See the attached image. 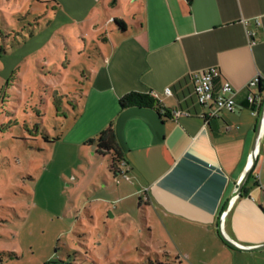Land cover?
Returning <instances> with one entry per match:
<instances>
[{"label": "crops", "instance_id": "crops-1", "mask_svg": "<svg viewBox=\"0 0 264 264\" xmlns=\"http://www.w3.org/2000/svg\"><path fill=\"white\" fill-rule=\"evenodd\" d=\"M102 7L112 14L108 25L122 20L125 30L114 27L115 43L88 79L86 104L72 125L79 144L113 122L124 152L116 172L121 202L138 197V207L160 219L159 230L178 237L176 245L212 248L219 264H264V248L233 247L218 228L264 105V89L254 104L245 87L256 77L264 81V0H106ZM212 67L219 72L215 92L225 81L238 90L236 108L216 117L204 116L210 107L198 102L193 81ZM131 91L151 92L160 103L121 109L119 99ZM147 222L153 232L149 216ZM224 230L242 245L264 244V131Z\"/></svg>", "mask_w": 264, "mask_h": 264}, {"label": "rangeland", "instance_id": "rangeland-1", "mask_svg": "<svg viewBox=\"0 0 264 264\" xmlns=\"http://www.w3.org/2000/svg\"><path fill=\"white\" fill-rule=\"evenodd\" d=\"M104 1L0 0V264H219L149 214L151 232L111 155L72 129L115 43Z\"/></svg>", "mask_w": 264, "mask_h": 264}, {"label": "built area", "instance_id": "built-area-1", "mask_svg": "<svg viewBox=\"0 0 264 264\" xmlns=\"http://www.w3.org/2000/svg\"><path fill=\"white\" fill-rule=\"evenodd\" d=\"M252 42L254 40L252 39ZM219 75L217 68L212 67L193 74L194 91L197 96V100L201 105L209 106L210 110L204 116L210 117L219 116L222 110L233 111L236 108V96L238 90H236L231 82L225 81L218 92L214 91L213 81ZM259 77L250 80L246 84V88L249 90L247 98L250 102L256 104L259 103L261 95L255 91L258 87ZM254 90V91H253ZM170 92V89H166Z\"/></svg>", "mask_w": 264, "mask_h": 264}, {"label": "trees", "instance_id": "trees-1", "mask_svg": "<svg viewBox=\"0 0 264 264\" xmlns=\"http://www.w3.org/2000/svg\"><path fill=\"white\" fill-rule=\"evenodd\" d=\"M115 26L120 30H125V23L122 20L114 19ZM259 94L264 89V81L259 79ZM159 99L151 92L131 91L119 99L121 109L138 106V107H156L159 105ZM60 138V137H57ZM86 144H97V152L104 155H111V169L115 172H121V164L124 161V152L117 139L113 122H110L95 136L88 138Z\"/></svg>", "mask_w": 264, "mask_h": 264}, {"label": "water", "instance_id": "water-1", "mask_svg": "<svg viewBox=\"0 0 264 264\" xmlns=\"http://www.w3.org/2000/svg\"><path fill=\"white\" fill-rule=\"evenodd\" d=\"M263 131H264V105H263V109L259 116L257 128L255 130V136H254L252 148H251V151L248 157V163H247L246 169L243 173L242 178L237 183L232 195L230 196L227 205L223 209L220 215V218H219V223H218V228L220 230V234L222 238L231 246L242 249V250H259V249L264 248V244H260L257 246H245L233 240L226 234L224 230V221H225L226 215L228 214V211L230 210L232 204L242 194L243 188L248 182L251 176V173L256 165L258 155L260 152V144H261V138H262Z\"/></svg>", "mask_w": 264, "mask_h": 264}]
</instances>
